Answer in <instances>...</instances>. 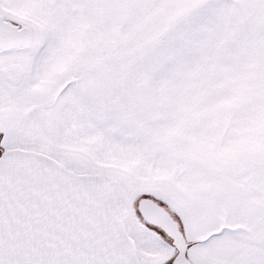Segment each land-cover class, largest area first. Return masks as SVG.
<instances>
[{"label": "snow or ice", "instance_id": "obj_1", "mask_svg": "<svg viewBox=\"0 0 264 264\" xmlns=\"http://www.w3.org/2000/svg\"><path fill=\"white\" fill-rule=\"evenodd\" d=\"M0 264H264V0H0Z\"/></svg>", "mask_w": 264, "mask_h": 264}]
</instances>
